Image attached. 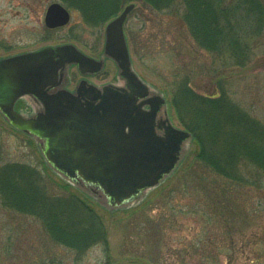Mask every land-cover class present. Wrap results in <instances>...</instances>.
<instances>
[{
	"label": "rangeland",
	"instance_id": "1",
	"mask_svg": "<svg viewBox=\"0 0 264 264\" xmlns=\"http://www.w3.org/2000/svg\"><path fill=\"white\" fill-rule=\"evenodd\" d=\"M53 3L65 6L60 0H0V57L63 41H73L84 50H90L99 40L103 45L106 26L114 18L97 28L87 23L80 12L67 7L72 12L70 23L64 29L50 31L44 19ZM130 4L136 7L129 14L124 30L134 67L157 93L166 97V110L176 127L185 129L171 106L176 73L191 75L192 86L200 94L218 95L225 90L250 117L264 125V31L251 39V61L243 67L235 66L231 58L199 49L180 13L152 11L139 1L125 5L122 11ZM134 42L142 59L134 52ZM39 145V140L16 131L0 114V166L18 162L35 167L52 194L70 192L85 199L107 228L110 254L98 245L78 257L50 242L39 221L11 212L0 202V264H264V170L261 167L246 164L243 168L246 182L235 183L227 193L218 187L219 180L217 185L209 183V177L207 181L197 178L190 182L192 166L198 174L203 172L195 163L199 147L189 141L178 169L160 186L147 191V201L113 210L102 196L53 172ZM173 188L182 192L168 207L170 202L165 194ZM216 197L226 200L222 208ZM211 200L217 203L219 216L213 227H208L201 214L190 212L202 213ZM150 201L154 209L148 215L140 214L143 203ZM162 216L167 217L168 229L159 248L155 246L157 238L153 239L144 226L151 223L148 217ZM191 240L198 245L192 246ZM173 251L188 252L190 256L184 263L172 255ZM205 256L209 262L203 260Z\"/></svg>",
	"mask_w": 264,
	"mask_h": 264
},
{
	"label": "trees",
	"instance_id": "2",
	"mask_svg": "<svg viewBox=\"0 0 264 264\" xmlns=\"http://www.w3.org/2000/svg\"><path fill=\"white\" fill-rule=\"evenodd\" d=\"M60 1L66 7L80 12L87 23L97 28L117 17L125 5L134 1L142 2L152 11H170L175 15L180 13L199 49L215 56L231 58L233 64L240 67L251 61V39L264 31L262 0ZM133 46L136 56L142 59L135 42ZM171 91V106L182 126L192 134V143L199 147L195 163L203 173L198 174L192 166L189 171V177H192L190 182L197 178L207 181L209 177V183L216 184L219 180L218 187L227 193L235 183L246 182L247 178L243 174L246 164L264 170V125L250 117L231 99L229 93L222 90L218 95L200 94L192 86L191 75L180 73L175 74ZM62 187L69 189L66 185ZM50 190L42 173L35 167L18 162L0 166V202L4 208L33 217L40 222L50 242L78 257L98 245L110 254L108 231L95 209L74 193L54 195ZM180 192L174 188L166 192L165 199L170 202L168 207ZM216 200H219L218 206L226 202L224 198L216 197ZM214 202L211 200V205L203 209L202 213H190L201 214L206 225L213 227L216 216H219L217 203ZM154 207L151 201L143 203L139 213L148 215ZM148 219L151 223L144 228L151 232L153 239L157 238L155 246L160 248L168 229L167 217ZM208 242L211 243L212 239L209 238ZM197 245L195 241L192 244L194 247ZM172 255L184 263L190 256L188 252L182 251H173ZM203 260L209 262V257L205 256Z\"/></svg>",
	"mask_w": 264,
	"mask_h": 264
},
{
	"label": "water",
	"instance_id": "3",
	"mask_svg": "<svg viewBox=\"0 0 264 264\" xmlns=\"http://www.w3.org/2000/svg\"><path fill=\"white\" fill-rule=\"evenodd\" d=\"M135 7L128 5L107 24L105 54L117 63L123 75L138 79L132 70L124 30ZM69 22L70 13L61 3L49 6L45 15L48 28ZM89 61L93 60L74 45L47 47L0 59V113L14 129L40 141V150L54 172L78 186L84 181L98 187L99 191L89 190L103 195L111 209H122L178 169L192 134L176 128L170 118L166 135L156 133L157 110L166 106L161 95L156 96L150 112L133 109L134 100L126 94L119 95L122 106L107 101L98 106L84 107L79 101L65 105L62 95L54 101L43 100L45 89L57 83L60 70L68 64L82 66ZM142 85L144 90L148 89ZM24 96L43 100L46 110L37 116H23L15 105ZM143 124L145 134L141 130Z\"/></svg>",
	"mask_w": 264,
	"mask_h": 264
},
{
	"label": "flooded vegetation",
	"instance_id": "4",
	"mask_svg": "<svg viewBox=\"0 0 264 264\" xmlns=\"http://www.w3.org/2000/svg\"><path fill=\"white\" fill-rule=\"evenodd\" d=\"M65 8L70 13L71 21L72 12L67 7ZM67 25L57 28H48L46 25L45 26L48 30L55 31L64 29L65 27H67ZM65 45L76 46L78 50H80L83 54H85L88 58L93 61L86 62L82 66H79L76 63L66 65L64 69L59 71V78L57 83L53 86H48L45 89V92L43 94V100L54 101L56 96L62 95L65 105H73V101H79L83 104L84 107H87L88 104L98 106L104 101H107L122 106L123 102L119 95L122 96V94H126L129 95V99L134 100L133 109H140L144 112L151 111L152 106L155 105L156 96L160 94L157 93L153 89V87L149 85L138 74L134 67L133 59L132 70L138 76V79L142 83L139 82L137 77H126L125 75H123L117 63L105 54V39L103 45L102 42H100L99 40L94 44V46L90 48V50H84L80 48V46L73 41H63L61 43L48 44L38 49L22 52L19 54L10 55L7 57H0V59L10 58L17 55L34 52L47 47H60ZM142 84H144V86H148V89L144 90ZM45 97L48 98L45 99ZM43 100H40L34 96H24L17 101L15 109L27 118L31 116H37L42 114L46 110ZM123 100L125 104L126 101L125 99ZM167 105L168 104L166 102V106L159 107V110H157L156 113L157 124L155 126V131L159 136L162 137L166 135V127L169 119V113L166 110ZM74 106H76V104ZM143 126L144 128L141 130L145 134V125L143 124ZM80 184L83 185L86 189H91L95 191L100 190L98 187L87 185L84 181ZM81 185H79V187ZM102 197L104 198L103 195ZM105 201L108 202L107 199H105Z\"/></svg>",
	"mask_w": 264,
	"mask_h": 264
}]
</instances>
